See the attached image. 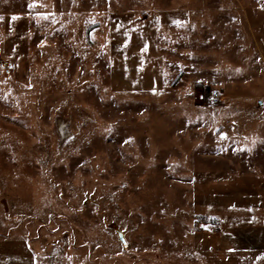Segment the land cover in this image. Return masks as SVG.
Wrapping results in <instances>:
<instances>
[{"label":"rangeland","instance_id":"374dc122","mask_svg":"<svg viewBox=\"0 0 264 264\" xmlns=\"http://www.w3.org/2000/svg\"><path fill=\"white\" fill-rule=\"evenodd\" d=\"M0 264H264V0H0Z\"/></svg>","mask_w":264,"mask_h":264},{"label":"crops","instance_id":"0c3cea01","mask_svg":"<svg viewBox=\"0 0 264 264\" xmlns=\"http://www.w3.org/2000/svg\"><path fill=\"white\" fill-rule=\"evenodd\" d=\"M213 197V196H212ZM223 197H225V196H223ZM237 211V215H239V217H241V216H243V214H247V217L249 216V217H253L254 215H255V210L254 209H249V210H241V209H237L236 210ZM221 215V214H220ZM215 216H219L218 214H216ZM252 219V218H251ZM251 225H253V222H252V224ZM254 227L252 226V228L250 229V232L248 231V228L244 231L245 232V234H246V236L243 238V236H241L240 235V239H238V237H237V239H238V242H236V244L239 246V244H242L243 243V245H245V248H244V250H251L252 248L250 247V244L248 245V240L250 239L249 238V236L250 235H252V237H253V235L256 233V230L255 229H253ZM252 229H253V231H252ZM248 235V236H247ZM252 240H253V238H252ZM262 240H263V238H262ZM255 241V240H254ZM261 245V244H260ZM250 247V248H249ZM255 247V246H254ZM263 247V246H262ZM256 248V247H255ZM260 248V247H259Z\"/></svg>","mask_w":264,"mask_h":264},{"label":"built area","instance_id":"2783aa9c","mask_svg":"<svg viewBox=\"0 0 264 264\" xmlns=\"http://www.w3.org/2000/svg\"><path fill=\"white\" fill-rule=\"evenodd\" d=\"M211 94H212L213 98H217L218 97V95H217V93L215 91H213Z\"/></svg>","mask_w":264,"mask_h":264},{"label":"snow or ice","instance_id":"6c2138e0","mask_svg":"<svg viewBox=\"0 0 264 264\" xmlns=\"http://www.w3.org/2000/svg\"><path fill=\"white\" fill-rule=\"evenodd\" d=\"M12 19H16V17L14 16V17H12Z\"/></svg>","mask_w":264,"mask_h":264},{"label":"trees","instance_id":"16d2710c","mask_svg":"<svg viewBox=\"0 0 264 264\" xmlns=\"http://www.w3.org/2000/svg\"><path fill=\"white\" fill-rule=\"evenodd\" d=\"M206 89H203L202 92H204Z\"/></svg>","mask_w":264,"mask_h":264}]
</instances>
